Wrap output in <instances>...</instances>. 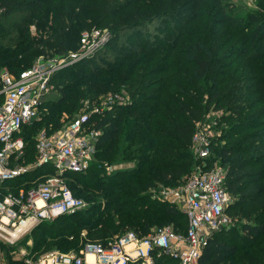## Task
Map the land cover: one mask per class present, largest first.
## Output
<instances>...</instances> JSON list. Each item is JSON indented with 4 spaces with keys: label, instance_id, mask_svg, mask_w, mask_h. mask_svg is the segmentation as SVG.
I'll list each match as a JSON object with an SVG mask.
<instances>
[{
    "label": "trees",
    "instance_id": "obj_1",
    "mask_svg": "<svg viewBox=\"0 0 264 264\" xmlns=\"http://www.w3.org/2000/svg\"><path fill=\"white\" fill-rule=\"evenodd\" d=\"M91 27L110 34L94 53L51 75L39 117L19 131V162L34 160L39 131H58L84 101L108 95L126 101L91 114L101 131L94 159L64 173L73 195L88 205L33 227L30 250L77 251L169 224L183 231L184 213L151 190L213 162L193 152L191 137L215 111L213 120L225 125L208 144L226 169L231 200L224 214L233 224L212 232L197 264H264V0L240 13L235 0H0V70L18 75L39 55H66ZM124 159L135 162L107 171ZM46 171L52 168L39 166L11 184ZM152 258L180 264L157 250Z\"/></svg>",
    "mask_w": 264,
    "mask_h": 264
},
{
    "label": "built area",
    "instance_id": "obj_2",
    "mask_svg": "<svg viewBox=\"0 0 264 264\" xmlns=\"http://www.w3.org/2000/svg\"><path fill=\"white\" fill-rule=\"evenodd\" d=\"M106 28L91 27L80 32L78 46L63 56L39 55L34 63L18 75L0 70V241L15 245L42 221L84 208L81 197L73 195L64 173L82 171L90 163L101 133L92 126L90 116L103 113L112 101L125 103L122 96L108 95L102 105L78 112L64 127L51 134L39 131L36 136L34 160L19 162L24 142L19 135L23 125L39 117L40 103L49 90L51 75L102 46L109 35ZM207 129L197 126L192 134L193 152L202 159L209 155ZM49 165L52 171L25 179L16 186L17 177ZM107 171L112 167L107 166ZM226 169L219 165L195 168L172 189L157 186L151 197L175 204L186 217V227L176 232L172 225L152 229L139 236L127 231L106 243H86L72 252L46 251L38 256L26 255V264H153V252L164 253L180 264H197L202 247L213 231L230 223L224 209L231 200L225 187ZM10 182V183H9ZM9 183V185L7 184ZM92 254L93 261L87 260Z\"/></svg>",
    "mask_w": 264,
    "mask_h": 264
},
{
    "label": "rangeland",
    "instance_id": "obj_3",
    "mask_svg": "<svg viewBox=\"0 0 264 264\" xmlns=\"http://www.w3.org/2000/svg\"><path fill=\"white\" fill-rule=\"evenodd\" d=\"M258 1L259 0H235L236 13L243 12L244 10H247V9L257 10L258 9ZM30 29L34 30L33 27H31ZM85 29H88V28H85ZM2 68H5V67H2ZM104 101H105V99H104L103 96H101L97 101H95V103L94 102L93 103H88V101H84L83 102L84 106L80 107L79 111H83V110L86 111V110H89L90 108H92V106L102 105V103H104ZM76 113L73 116H75ZM218 114L219 113L215 112V111L208 112V114H207V116H206V118H205V120H204V122L202 124V127L204 129H207L206 133H207V136H208V138H207L208 141H210V139L215 138L218 135V131L222 127H224V125H225L224 123L219 124V120L218 119L217 120H213L214 116H218ZM69 121L70 120H67L66 124ZM216 153H217L216 151H213L211 149L209 151L208 158H212V159L214 158L213 162H211V166H215V165H219L220 164V159L219 158H215ZM134 162H135L134 159H124V160H121L119 163L112 164L110 167H112V169L130 167V166H132L134 164ZM191 172H195V170H193ZM181 182H182V180H179L177 183L162 184V185L158 184L157 186L158 187L159 186H163V187H165L167 189H172L176 185H179ZM81 198L84 200L85 205L87 206L88 205V201L84 197H81ZM232 224H233V220H230V223H228V225L224 226V227H226V228L228 227L229 228ZM31 230L27 234H25L26 236L25 235L20 236V238L17 240L15 245H10V246H12V249L9 248L10 250H8L7 253H6V249H8V248L2 247L1 245H4V243L0 241V263L6 262L7 258H12V260H16V261H19L22 264H26V262H25L26 256L22 255L20 253V251L21 252L24 251L26 253V255H31V256H36L38 254V253H36V251L32 252L30 250V248L33 246L31 235H29ZM20 240L22 241L21 244L19 243ZM53 250L54 251H61V252H72V251H75L70 246L69 247H65L63 249L52 248L49 251H53Z\"/></svg>",
    "mask_w": 264,
    "mask_h": 264
},
{
    "label": "crops",
    "instance_id": "obj_4",
    "mask_svg": "<svg viewBox=\"0 0 264 264\" xmlns=\"http://www.w3.org/2000/svg\"><path fill=\"white\" fill-rule=\"evenodd\" d=\"M87 260L89 261H93L94 260V257L92 254H87L86 257H85Z\"/></svg>",
    "mask_w": 264,
    "mask_h": 264
}]
</instances>
